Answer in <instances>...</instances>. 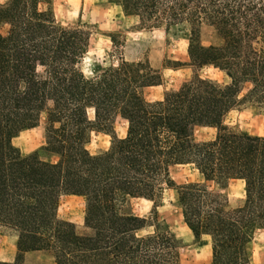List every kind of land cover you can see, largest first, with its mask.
<instances>
[{"label": "trees", "instance_id": "1", "mask_svg": "<svg viewBox=\"0 0 264 264\" xmlns=\"http://www.w3.org/2000/svg\"><path fill=\"white\" fill-rule=\"evenodd\" d=\"M50 1L0 2V229L16 248L0 264H21L25 252L40 250L55 264H178L181 245L166 221L154 208L150 217L136 215L129 203L144 198L155 206L165 189L193 239H207L208 264H264L253 263L249 249L254 231L264 232V136L223 123L234 108L264 110V0H108L139 27L186 39L192 76L152 101L144 89L161 78L147 62L118 56L84 74L90 32L58 24ZM202 24L215 29L218 43L199 42ZM204 67L225 80L202 76ZM116 117L126 121L121 137ZM40 122L54 161L23 155L12 143ZM197 127L215 133L198 141ZM93 131L112 136L106 150L88 151ZM176 165L200 179L176 184ZM229 180L243 183L235 206L215 188ZM64 195L82 198L86 232L58 217Z\"/></svg>", "mask_w": 264, "mask_h": 264}, {"label": "rangeland", "instance_id": "2", "mask_svg": "<svg viewBox=\"0 0 264 264\" xmlns=\"http://www.w3.org/2000/svg\"><path fill=\"white\" fill-rule=\"evenodd\" d=\"M3 0H0V2ZM50 6L55 21L63 26L79 24L90 32L88 51L80 67L84 74L90 75L94 65L107 67L115 64L118 56L126 61L147 62L160 73V83L144 89L147 100L160 99L169 90H174L192 76V68L187 65V42L179 33L165 34L162 27H139L138 19L124 15L119 6L108 0H51ZM114 39L116 47L112 45ZM220 40L215 29L202 24L199 30V42L202 45L216 44ZM199 73L223 82L222 74L211 67L202 68ZM92 111L88 116L92 117ZM224 125L230 130L249 135L264 136V110L245 105L228 111L223 119ZM116 136L125 134L126 121L116 117L113 121ZM215 129L197 127L194 129L196 140L211 138ZM112 136L104 132L91 133L87 149L94 154L106 150ZM12 143L21 154L36 153L44 160L54 161V154L43 149V123L19 132ZM170 176L176 184L199 180V174L188 165H176L170 170ZM226 196L229 206L239 204L243 198V183L239 180H229L227 185L219 189ZM131 210L139 216L150 217L152 208L159 218L164 219L175 233L180 247L178 249V264H207L210 258L206 238L194 242L189 229L183 223L180 210L174 202L172 189H165L161 197L155 201L144 198H132L129 201ZM154 206V207H153ZM57 215L61 219L74 223L78 233L86 232L83 227V200L74 195H64L59 199ZM151 226L145 230H151ZM15 237L0 229V260L12 261L16 255ZM250 259L253 263H264V232L254 231L250 244ZM21 264H55L53 257L47 251H27L23 254Z\"/></svg>", "mask_w": 264, "mask_h": 264}, {"label": "crops", "instance_id": "3", "mask_svg": "<svg viewBox=\"0 0 264 264\" xmlns=\"http://www.w3.org/2000/svg\"><path fill=\"white\" fill-rule=\"evenodd\" d=\"M191 236H192V235H191ZM192 238H193V237H192ZM193 240H194V239H193ZM194 242H199V240H198V241H195V240H194ZM207 246H208L209 253L211 254V252H210V245H209V243L206 242V247H207ZM209 260H210V258H209ZM208 263H209V261H208ZM208 263H207V264H208Z\"/></svg>", "mask_w": 264, "mask_h": 264}]
</instances>
